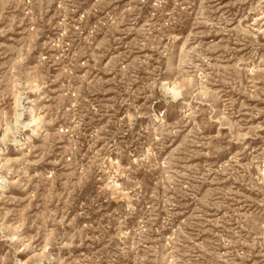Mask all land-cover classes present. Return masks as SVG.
<instances>
[{
	"label": "rangeland",
	"instance_id": "obj_1",
	"mask_svg": "<svg viewBox=\"0 0 264 264\" xmlns=\"http://www.w3.org/2000/svg\"><path fill=\"white\" fill-rule=\"evenodd\" d=\"M0 149V264H264V0H0Z\"/></svg>",
	"mask_w": 264,
	"mask_h": 264
},
{
	"label": "bare ground",
	"instance_id": "obj_2",
	"mask_svg": "<svg viewBox=\"0 0 264 264\" xmlns=\"http://www.w3.org/2000/svg\"><path fill=\"white\" fill-rule=\"evenodd\" d=\"M159 118V116H155V119L157 120ZM39 120L37 119V121L34 122V125L38 124ZM41 127L40 126H36V128L34 130H32V132L38 133L40 131ZM31 137H29L28 139H30ZM4 149H0V155L3 153Z\"/></svg>",
	"mask_w": 264,
	"mask_h": 264
}]
</instances>
